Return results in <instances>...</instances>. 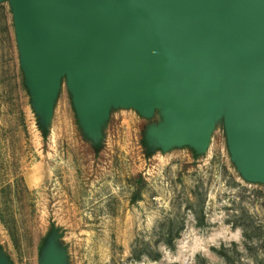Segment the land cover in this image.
Returning <instances> with one entry per match:
<instances>
[{
    "label": "rangeland",
    "instance_id": "374dc122",
    "mask_svg": "<svg viewBox=\"0 0 264 264\" xmlns=\"http://www.w3.org/2000/svg\"><path fill=\"white\" fill-rule=\"evenodd\" d=\"M30 77L2 0L0 264H264V179L245 173L224 103L204 142L164 145L167 96L108 95L90 127L60 69L45 127Z\"/></svg>",
    "mask_w": 264,
    "mask_h": 264
},
{
    "label": "water",
    "instance_id": "95a60500",
    "mask_svg": "<svg viewBox=\"0 0 264 264\" xmlns=\"http://www.w3.org/2000/svg\"><path fill=\"white\" fill-rule=\"evenodd\" d=\"M10 1L45 127L60 69L90 127L108 95L157 104L167 96L164 145L190 133L204 142L201 121L212 127L224 103L245 173L264 179V0ZM163 83L169 91L157 93ZM51 255L43 264H55Z\"/></svg>",
    "mask_w": 264,
    "mask_h": 264
},
{
    "label": "bare ground",
    "instance_id": "6f19581e",
    "mask_svg": "<svg viewBox=\"0 0 264 264\" xmlns=\"http://www.w3.org/2000/svg\"><path fill=\"white\" fill-rule=\"evenodd\" d=\"M166 91H169V85L167 83H163L160 88H159V92L157 93H164ZM78 91H82V85H79L78 86ZM201 127H202V130L205 132V133H208V130L209 128L211 127V121L207 118L203 121H201Z\"/></svg>",
    "mask_w": 264,
    "mask_h": 264
},
{
    "label": "trees",
    "instance_id": "16d2710c",
    "mask_svg": "<svg viewBox=\"0 0 264 264\" xmlns=\"http://www.w3.org/2000/svg\"><path fill=\"white\" fill-rule=\"evenodd\" d=\"M46 134H47V133H44V136H46ZM134 195H135L136 197H134L133 200H135V201L139 200V198H140V197H139V196H140V195H139V192H136Z\"/></svg>",
    "mask_w": 264,
    "mask_h": 264
}]
</instances>
